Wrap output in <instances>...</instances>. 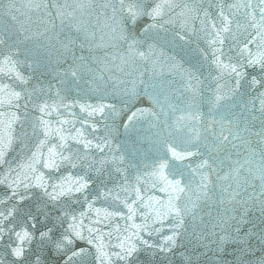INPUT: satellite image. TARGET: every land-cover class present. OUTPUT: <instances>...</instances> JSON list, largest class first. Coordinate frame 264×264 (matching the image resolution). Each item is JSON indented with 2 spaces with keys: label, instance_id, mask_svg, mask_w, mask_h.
Returning a JSON list of instances; mask_svg holds the SVG:
<instances>
[{
  "label": "snow or ice",
  "instance_id": "1",
  "mask_svg": "<svg viewBox=\"0 0 264 264\" xmlns=\"http://www.w3.org/2000/svg\"><path fill=\"white\" fill-rule=\"evenodd\" d=\"M0 264H264V0H0Z\"/></svg>",
  "mask_w": 264,
  "mask_h": 264
},
{
  "label": "water",
  "instance_id": "2",
  "mask_svg": "<svg viewBox=\"0 0 264 264\" xmlns=\"http://www.w3.org/2000/svg\"><path fill=\"white\" fill-rule=\"evenodd\" d=\"M116 135L119 141H123L125 139V135L123 134V129H120V131L117 132Z\"/></svg>",
  "mask_w": 264,
  "mask_h": 264
}]
</instances>
